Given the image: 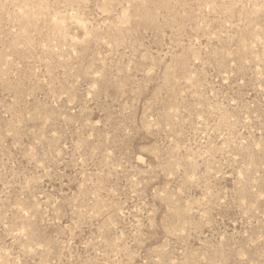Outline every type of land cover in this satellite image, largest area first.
Here are the masks:
<instances>
[{"label": "rangeland", "instance_id": "1", "mask_svg": "<svg viewBox=\"0 0 264 264\" xmlns=\"http://www.w3.org/2000/svg\"><path fill=\"white\" fill-rule=\"evenodd\" d=\"M0 264H264V0H0Z\"/></svg>", "mask_w": 264, "mask_h": 264}]
</instances>
